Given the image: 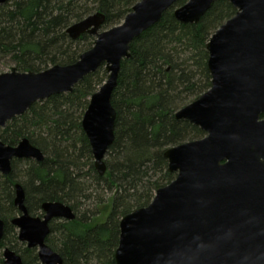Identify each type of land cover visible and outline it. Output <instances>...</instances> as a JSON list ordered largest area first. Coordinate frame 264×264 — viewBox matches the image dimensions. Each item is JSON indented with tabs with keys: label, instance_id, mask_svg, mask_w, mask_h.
Masks as SVG:
<instances>
[{
	"label": "water",
	"instance_id": "water-1",
	"mask_svg": "<svg viewBox=\"0 0 264 264\" xmlns=\"http://www.w3.org/2000/svg\"><path fill=\"white\" fill-rule=\"evenodd\" d=\"M8 0H0V6ZM178 0H140L123 21L100 31L104 16L89 15L66 30L75 41L94 37L92 47L68 66L42 72L0 73V128L33 104L71 93L86 76L103 67L105 82L88 101L81 120L99 176L114 141L116 111L111 104L120 64L129 59L133 40L159 23ZM220 0H188L174 9L182 25H197ZM234 9L206 44L210 88L179 109L174 117L199 128L201 139L167 148L163 157L174 179L156 190L151 202L119 221L115 264H264V0H224ZM43 153L28 139L16 146L0 141V175L13 160L41 162ZM21 185H14L10 220L17 239L36 250L39 264H63L45 243L49 223L73 221L72 209L45 202L41 216H31ZM5 223L0 219V242ZM4 264H22L9 248Z\"/></svg>",
	"mask_w": 264,
	"mask_h": 264
},
{
	"label": "trees",
	"instance_id": "trees-1",
	"mask_svg": "<svg viewBox=\"0 0 264 264\" xmlns=\"http://www.w3.org/2000/svg\"><path fill=\"white\" fill-rule=\"evenodd\" d=\"M139 1L8 0L0 6V58L18 72L72 65L92 47L94 37L73 41L66 34L69 26L100 13L105 18L101 29L113 28ZM187 1L178 0L159 23L133 40L130 58L120 64L111 97L114 141L106 154L104 176L94 169L81 129L89 98L107 77L103 67L71 93L35 103L0 128L4 144L16 146L26 138L44 155L41 162L13 160L10 174L0 175V219L5 223L0 249L17 239L9 222L18 214L13 197L14 185L19 184L31 216H41L45 202H60L75 214L73 221H52L45 240L63 264H115L120 219L147 206L156 190L174 179L164 151L204 136L174 114L210 88L206 44L236 11L220 0L197 25H182L173 11ZM96 192L102 195L93 197ZM21 247L22 264H39L36 250Z\"/></svg>",
	"mask_w": 264,
	"mask_h": 264
},
{
	"label": "rangeland",
	"instance_id": "rangeland-1",
	"mask_svg": "<svg viewBox=\"0 0 264 264\" xmlns=\"http://www.w3.org/2000/svg\"><path fill=\"white\" fill-rule=\"evenodd\" d=\"M225 22H226V21H225ZM225 22H223V23H225ZM223 23H222V24H223ZM222 24H221V25H222ZM221 25H220V26H221ZM220 26H219V27H220ZM219 27H218V28H219ZM218 28H217V29H218ZM217 29H216V30H217ZM106 30H108V29H101L100 31L102 32V31H106ZM216 30H215V31H216ZM215 31H214V32H215ZM214 32H213V33H214ZM213 33H212V34H213ZM93 42H94V41H93ZM12 67H13V66H12L11 64H7V63H5L4 60H3V58H0V73H6V72H9V71L12 69ZM105 80H106V79H105ZM105 80H104V81H105ZM103 83H104V82H103ZM103 83H102V84H103ZM101 86H102V85H100V87H101ZM100 87H99V88H100ZM99 88H97L96 92L98 91ZM206 91H207V90H206ZM67 94H69V93H67ZM194 100H196V99L190 100L189 102H187L186 105L190 104V103L193 102ZM186 105H185V106H186ZM185 106H183V107H185ZM183 107H182V108H183ZM180 109H181V108H180ZM193 140H197V139H193ZM193 140H191V141H193ZM186 142H187V141H186ZM107 161H108V156L105 155V158H104V162H105V164H106ZM20 167H21V166H20ZM21 168H22V167H21ZM22 170H23V168H22ZM173 175H174V174H173ZM174 177H175V175H174ZM98 193H99V192L93 193V197H96V194H98ZM154 194H155V193H154ZM98 195L101 196L102 193H99ZM106 196H107V195H106ZM15 232H16V231H15ZM21 244H22V243H20V242L18 241V239H14V240L11 241L10 246H6V247H9V248H10V247L12 246L13 249H11V250H13V251H15V252H18V254H19V250H21V248H22V247H21ZM24 245H25V244H24ZM3 249H4V248L0 249V257H1V258H2ZM2 259H3V258H2Z\"/></svg>",
	"mask_w": 264,
	"mask_h": 264
},
{
	"label": "flooded vegetation",
	"instance_id": "flooded-vegetation-1",
	"mask_svg": "<svg viewBox=\"0 0 264 264\" xmlns=\"http://www.w3.org/2000/svg\"><path fill=\"white\" fill-rule=\"evenodd\" d=\"M53 221H60V220H53ZM61 221H62V220H61ZM51 222H52V221H51ZM51 222H50V223H51ZM50 223H49V226H50ZM9 224H10V223H9ZM14 229H15V228H14ZM15 231H16V230H15ZM49 233H50V232H49Z\"/></svg>",
	"mask_w": 264,
	"mask_h": 264
}]
</instances>
